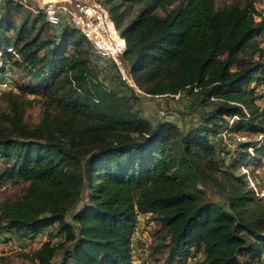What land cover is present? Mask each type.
Masks as SVG:
<instances>
[{"label": "trees", "instance_id": "obj_1", "mask_svg": "<svg viewBox=\"0 0 264 264\" xmlns=\"http://www.w3.org/2000/svg\"><path fill=\"white\" fill-rule=\"evenodd\" d=\"M254 2L216 9L215 0L102 1L126 41L123 60L137 89L184 92L201 102L197 124L185 131L145 119L138 94L113 63L94 67L76 28L48 35L42 21L33 34L40 17L31 22L26 12L16 25L12 11L22 8L3 6L0 74L8 67L28 82H11L0 95V187L26 186L0 207V234L47 230L30 255L33 264H130L137 217L149 214L158 226L150 255L165 254L162 264L197 255L192 264H264V204L219 169L264 158V140L240 143L231 165L221 156L229 152L209 141L226 128L264 136L250 87L264 82V52L255 41L264 18ZM35 101L41 119L28 125L24 113ZM230 117L237 119L228 127Z\"/></svg>", "mask_w": 264, "mask_h": 264}, {"label": "rangeland", "instance_id": "obj_2", "mask_svg": "<svg viewBox=\"0 0 264 264\" xmlns=\"http://www.w3.org/2000/svg\"><path fill=\"white\" fill-rule=\"evenodd\" d=\"M237 1L241 2L242 0H215V8L222 9L232 4L233 2H237ZM3 6L5 5L0 6V12ZM254 6L257 12H259L264 18V0H255ZM26 12L29 13L23 8L19 9V11L17 12L12 11L11 16L14 23H16V25L21 21L22 17L24 16V14H26ZM34 18L35 17L30 14L31 22ZM31 22L30 21L28 22L29 25L31 24ZM41 24H42V20H39V22L35 21V26L32 28L33 34H35L38 31V28L41 26ZM46 27L47 29H44V31H46L48 35H54L53 30H51L47 25ZM7 36L9 38L12 37L10 34ZM80 36L82 35L79 32H77L75 35V37H80ZM255 41L257 42L258 47L264 52V33H262L260 36L255 38ZM11 51L14 50L11 49ZM93 65L95 68L99 70L103 69L94 63ZM107 65L108 63L106 64V66ZM5 69L9 70L10 68L8 69V67H6ZM10 73L9 75H11V77L9 80L10 82L13 83V86L14 84L23 85L28 82L27 78L23 77L20 71L10 69ZM250 87L254 88L251 90L252 91L254 90L255 91V92L253 91L254 95L258 97V99L254 103V106L259 114L258 119H261L262 117H264V82L258 86H256L255 83H252ZM137 94L140 97V102L137 105V107L140 109L142 116L152 123H155L159 120H167L175 123L180 129L185 131L195 126L198 122V118H199L198 110L201 107V102L197 100L196 97L188 96L184 92L175 96H150L144 94L141 91H139ZM29 98H32V96H30ZM210 101L212 102L214 101V99L213 100L211 99ZM207 104H209V102H207ZM41 114H42V106L38 101H35L30 108L25 110L24 122L27 123L28 125H36L39 123L41 119ZM236 119H237L236 117L228 118L227 119L228 127L232 126L234 121H236ZM263 140H264V136L253 134L249 130H239V131L230 132V130L228 131L226 128L221 132H219V134L216 135V137H210L209 141L215 145L218 151H223L225 153L229 152L228 155L225 154L221 156L225 158V163L227 165H231L230 160H234V161L236 160L234 156L235 157L237 156L236 150L239 149L237 148V146L240 143L257 142L259 143L258 146H260ZM246 151L250 156L254 155V148H248ZM258 159L259 160L256 162H252V161L242 162L240 163V165L236 170L228 169L227 170L228 173L224 171L225 168L227 169L226 166L221 165L219 166V169L222 170V172H224L225 176L232 175L234 177L240 178L242 183L246 186V188L248 190H252L254 194V198L259 200L261 204H264V198H261L259 195L260 192L264 190V158H262V156H259ZM250 182H252L253 185L255 186L258 195L254 192L253 188L250 186L251 185ZM25 187L26 186L19 181L4 183L0 187V207L5 203H10L13 202L14 200L19 199L22 196ZM207 195L209 196L210 199L216 201L217 198L215 196H211L209 192H207ZM136 228H137V233L134 234L133 237L135 238L137 236L136 240H137L138 250H135L134 257L132 258L131 263L139 264L142 262L143 264H152V262L155 261V264H162L166 255L163 254L162 252H155L152 256L153 258H151L150 253H152L153 251L149 247L154 240L155 231L158 228L157 223L150 222V217H148L147 219H142L141 224L140 225L138 224ZM141 237H145L144 242L142 241ZM159 238L160 235H156L155 241ZM32 252L33 251H30L28 253L19 252L17 251L15 246L2 244L0 242V264H33L30 261V255ZM61 257H62V253H58L56 258L54 259V262L60 261Z\"/></svg>", "mask_w": 264, "mask_h": 264}, {"label": "built area", "instance_id": "obj_3", "mask_svg": "<svg viewBox=\"0 0 264 264\" xmlns=\"http://www.w3.org/2000/svg\"><path fill=\"white\" fill-rule=\"evenodd\" d=\"M7 4L18 5L32 16L40 17L53 30V33H57L66 26L76 28L91 46L93 54L92 62L100 68L106 67V64L109 62L113 63L121 80L126 82L136 93L139 92L129 73L128 66L123 60L124 54L127 51L126 41L116 31L114 23L101 0H0V6ZM9 52L19 59V55L14 51L9 50ZM9 79V72L5 69L0 77V95L4 91L11 89ZM250 184L258 195L253 183L250 182ZM259 195L261 198H264V190ZM149 216V214L139 215L136 227L138 224H141L142 219H147ZM136 227L129 245L131 250L130 264H132L135 250H138L137 236L133 237L137 233ZM47 234V230H44L35 237L4 233L0 234V242L15 246L19 252L28 253L37 250L47 240ZM141 238L144 242L145 237ZM197 259H199V255L189 258L186 264H192Z\"/></svg>", "mask_w": 264, "mask_h": 264}]
</instances>
